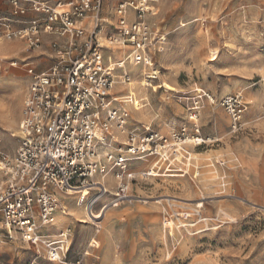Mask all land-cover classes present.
<instances>
[{"label":"rangeland","instance_id":"374dc122","mask_svg":"<svg viewBox=\"0 0 264 264\" xmlns=\"http://www.w3.org/2000/svg\"><path fill=\"white\" fill-rule=\"evenodd\" d=\"M192 10V0H170L150 16L166 42L151 51L149 66L138 67L134 86L143 92L137 93L135 107L143 108L137 116L128 109L127 127L161 137L182 127L191 131L189 109L204 92L213 102L200 100L196 137L203 143L186 142L171 169L156 158L132 163L136 174L160 169L130 187V203L113 202L112 211L97 220L101 223L78 222L68 215L74 202L61 199L67 215L58 214L55 230L69 228V238L59 264H100L92 245L106 251L103 264H264V0H232L225 10L197 20ZM0 18L23 19L13 16L8 0H0ZM0 46L9 47L0 50V152L13 156L29 78L21 54L33 50L20 38L7 40L1 27ZM15 70L23 76L16 88L10 76ZM117 81L115 106L127 109L120 98L127 93L116 89L122 79ZM235 94L247 109L241 131L233 133L221 100ZM113 222L122 226L109 232ZM16 243L12 254L0 251V264H51L42 248L37 255V248Z\"/></svg>","mask_w":264,"mask_h":264},{"label":"built area","instance_id":"2783aa9c","mask_svg":"<svg viewBox=\"0 0 264 264\" xmlns=\"http://www.w3.org/2000/svg\"><path fill=\"white\" fill-rule=\"evenodd\" d=\"M115 1L113 22L102 17L104 0H8L15 18L28 11L36 16L14 22L0 18L4 37L25 40L29 49L40 45L42 35L57 39L51 44L54 62L48 69L26 67L30 81L17 125L16 151L13 156L0 152V243L21 241L40 247L50 263L63 262L69 238V230L53 238L40 232L55 223L60 204L50 189L63 194L82 188L93 192L85 208L88 218L97 221L107 206L99 207L98 198L109 195L104 179L115 181L110 204L127 201L131 186L155 177L160 169L153 166L136 174L132 163L156 158L171 165L186 142L196 147L203 143L196 137L200 100L213 102L204 92L189 109L191 131L182 127L161 137L127 127L129 112L115 106L116 72L123 84L128 82L131 76L125 67L149 66L151 51L166 42V34L152 29L146 18L154 16L159 0ZM17 23L21 26L16 28ZM221 106L230 116L233 133L241 131L247 109L242 97L226 96ZM116 134L123 136L121 143Z\"/></svg>","mask_w":264,"mask_h":264},{"label":"crops","instance_id":"0c3cea01","mask_svg":"<svg viewBox=\"0 0 264 264\" xmlns=\"http://www.w3.org/2000/svg\"><path fill=\"white\" fill-rule=\"evenodd\" d=\"M28 1H34V0H28ZM36 1H43V2L50 3V4H54L58 0H36ZM104 1L105 2H104L103 11H102V17L104 19L105 18L109 19V20H111L113 22L114 19H113V16H112V9L115 6L116 1L115 0H104ZM169 1L170 0H160V2L157 4L156 8L160 9L161 11H163V9L166 8V6L169 3ZM173 2H174V0H172V3ZM192 2H193V10H192V12H193V16H195L196 20L199 19V18H204L205 16H211V15L217 14V13L221 12V11H219L220 9L225 10V8L230 7L231 4H232V0H192ZM35 16H36L35 14L31 13L30 11H28L27 14L25 16H23V19L31 20V19L35 18ZM154 16H156V15H154ZM146 18H147V21L149 20V23L152 25V29H153V27H155V25H157V24H155L153 22V20L150 19V18H154V17L148 16ZM44 40L46 41L45 43H44ZM55 40H57V39L54 36L51 37V36H47V35H42L41 36V43H40V45L38 47H36L35 49H29L28 48L29 50H33L31 52H23L21 54V58H23L24 61H25V67L31 66L37 72L44 71V70L48 69L54 62L53 50L51 48V44ZM28 79L26 80L27 81L26 88H27V86L29 84V81H30V78H28ZM108 178L110 179V181H112L111 186H109L107 184L106 180ZM108 178L104 179L103 181H104L105 186L107 187L108 194L111 195V194H113L115 192V181H113L112 177H108ZM0 180H1V176H0ZM50 192L55 196V198L57 200H59L60 204H59L58 211L55 214V218H56L55 223L53 225H51V226L42 227L40 232H42L43 234H46L49 237L53 238L56 235H58L59 232H61L63 230H68L69 228H65V229L63 228V229L55 230V227L57 228L56 222H57V219H58V214L63 216L65 214V211H66L65 210V205L63 204V201L61 200L63 198H60L61 195H64V194L59 192V191H56L54 189H50ZM109 195H104L103 198H102L103 200H99V202H98L99 203V205H98L99 207L102 206V205L107 204V206L104 209V211L111 205L110 202L106 203L110 199ZM65 201L73 203V201H70V200H65ZM113 208L114 207L109 208L107 210V213L109 211H112ZM121 226H122V224L120 222H113L112 223V227L109 229V232H112V229L114 227H118V229H120ZM54 231H56V232L54 233ZM108 236H110V237H108ZM108 236H104L105 237L104 239L106 241L105 245H107V241H109V238L111 240V235L108 234ZM19 242H21V241H19ZM16 244H17L16 242H7V241L2 242V243H0V251H4V252L6 251L7 252V251L10 250V252L12 254V251H13L12 248L14 246H16ZM90 247H91L90 251L93 252L94 254H97L99 256V260H98L99 263L103 264V259H104L103 256H105L104 254L106 253V251H103V250L97 251L95 249L94 245H92ZM101 251H103V252H101ZM38 253H40V252H38ZM87 257H90V253L85 251L84 258L87 259ZM51 264H56V263H51Z\"/></svg>","mask_w":264,"mask_h":264},{"label":"bare ground","instance_id":"6f19581e","mask_svg":"<svg viewBox=\"0 0 264 264\" xmlns=\"http://www.w3.org/2000/svg\"><path fill=\"white\" fill-rule=\"evenodd\" d=\"M154 15H156V12H154ZM193 22H197V21L194 20ZM0 50H1L2 53H5L6 51L9 50V47H2V46H0ZM211 57H212V55H211ZM212 59L213 58H211V60ZM127 70H129L130 73L133 74L132 75L133 76V79L131 81L126 82L125 84L122 83L123 80L120 81L121 82V85L120 86H117L116 89H121V90H123V91H125L127 93V96H120V98L122 99L121 101H123V103L126 104V108H127V109H125L126 111H129L130 110V112L132 113V116H134V115L137 116V115H140L138 111L143 108V106H141V107L139 106L137 108L135 107V101H136V98H137L136 97L137 96V93L143 92L140 89H138V91H137V89H135V86H134L135 85V83H134V81H135V75L138 73L137 72L138 71V67H135V66H131L130 65L128 69L127 68L124 69L125 72ZM149 73H151V72H149ZM10 76H12L13 82H14V88H16L19 85V82L22 80L23 76H21V74L19 72H16V70L15 71H12L10 73ZM151 78L152 79H156V76H152ZM118 79H120V80L122 79L121 74L117 77V79H115V84H118V81H117ZM164 86L166 87V89H168L170 91H174V89L171 88L170 86H168L167 84H164ZM113 87H114V85H113ZM171 168H173V165H165V169H171ZM89 193L90 192L88 191V189L82 188V189H80L78 191L61 195V198H63L64 200H70V201H73L74 202L73 207L71 208V212L68 215H71L72 217H74L75 220H77L78 222L86 223L87 221H89V222H93L94 223L93 219L91 217H90L91 219L88 218V216L86 214V208H85V206H86V204L89 201V198L87 197V195H89ZM103 196H100L98 199L99 200H103L102 199ZM125 202L130 203L131 200L128 199L127 201H122L121 203H125ZM195 206L198 207V208L202 207L201 204H196ZM108 208L106 210H108ZM106 210L104 212H102V214L100 215V217H97V218H100V219L105 218L106 213H107ZM221 212H223V211H221ZM65 214L67 215L66 211H65ZM96 223H101V222H97L96 221ZM40 249H41L40 247H37V249H36L37 251H35V253L36 254H39L38 252L41 251Z\"/></svg>","mask_w":264,"mask_h":264}]
</instances>
